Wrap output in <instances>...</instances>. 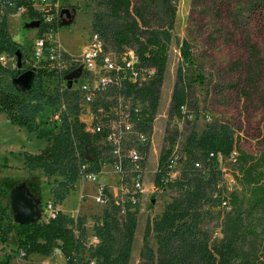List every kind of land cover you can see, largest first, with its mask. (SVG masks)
Listing matches in <instances>:
<instances>
[{
  "label": "trees",
  "instance_id": "1",
  "mask_svg": "<svg viewBox=\"0 0 264 264\" xmlns=\"http://www.w3.org/2000/svg\"><path fill=\"white\" fill-rule=\"evenodd\" d=\"M1 3L0 0V55L11 58L18 53L19 45L9 33L7 17L1 12ZM16 4L19 8L27 9L32 20L38 21L39 39H45L46 35L58 30L57 24L45 22V18L50 15L49 11H37L31 0H16ZM99 5L92 29L102 41L104 50L118 58L133 50L139 70L145 73L140 75L144 78L141 84L123 81L110 86V96L121 94L144 104L138 127L151 134L165 78L170 31L176 20L174 0H139L136 4L132 0H99ZM154 9H160L164 18L157 28H153L149 22ZM255 15L264 18V0H245L237 4L229 14L234 28L243 35L247 51V61L243 64L242 72L244 84L240 93L246 104L256 103L260 109H264V91L260 90L264 80V56L250 32V22ZM180 54L183 65L194 64L188 41L181 43ZM44 63L37 71L36 84L31 93L25 94L6 84V76L14 77L16 70L0 62V114H5L13 125L47 142L40 153L25 154L24 168L30 171L42 169L46 176L59 174L66 179V183L72 184L61 196L51 191L56 208L55 204H61L75 190L76 182L84 175L101 173L108 156L100 143L101 135L86 132L85 123L79 118L78 112L72 116L64 115L60 122L41 114L43 106L40 101L50 89L48 82L54 84L59 79V70L49 68ZM72 70L74 68L67 69L65 77ZM182 75L180 67L169 109L171 118H181L187 102L186 94L180 88ZM194 81H203L202 75L198 74ZM105 96L97 101L103 104ZM261 141L264 146V125ZM175 142V136L168 137L169 148L160 154L154 179L157 189L166 186L169 174L173 172L169 163ZM235 151L238 156L234 179L241 186V192L224 196L221 191L213 198L222 176L219 159L229 158ZM186 152L193 159L192 165L178 171L175 177L176 185L183 190L182 195L168 203L157 220L147 223L139 264H264V150L258 155L246 153L238 147L233 126L212 122L202 134L192 132ZM198 162L200 167H195ZM104 193L107 208L102 218V227L109 230L108 219L116 213L118 203L110 197L107 188ZM156 195L153 194L154 197ZM4 196L5 191L0 184V242L5 243L11 232L16 230L18 247L24 249L25 257L31 254L49 256L57 249L67 264H73L79 242L86 236L83 219L75 221L56 210L55 216L47 221L16 224L10 220L6 226H2L6 216V208L1 203ZM208 203L223 210L231 206L221 222L220 239H213L201 226V209ZM125 205L127 210L120 223L118 239L113 233L107 232L110 240L100 244V235H94L98 243L91 246L95 245L99 257L94 261L95 264H129L137 218L132 210L134 207L128 202ZM249 217L252 219L248 220ZM151 233L155 234L156 250L150 245Z\"/></svg>",
  "mask_w": 264,
  "mask_h": 264
},
{
  "label": "rangeland",
  "instance_id": "2",
  "mask_svg": "<svg viewBox=\"0 0 264 264\" xmlns=\"http://www.w3.org/2000/svg\"><path fill=\"white\" fill-rule=\"evenodd\" d=\"M132 1L134 4L139 2V0ZM243 1L245 0H174L177 10L176 20L170 31L171 41L165 78L161 87L159 106L152 124V143L144 156L145 192L132 209L136 213L137 226L129 264H139L141 261L140 253L147 223L157 220L166 205L182 195L183 190L176 185L175 177L177 175L173 176L171 172L163 189H157L154 185L160 154L169 148L168 137H176L173 147L176 165L173 170L177 172L192 165L193 159L186 152L187 141L192 132L202 134L206 126L212 122L228 123L233 126L236 131L238 147L246 153L258 155L264 150L261 141L264 109L263 107L260 109L256 103L246 104L240 93L244 84L242 72L243 64L247 61V51L243 44V35L234 28L229 16L235 6ZM1 2V12L7 17L9 33L19 45L18 53L10 58L8 65L11 69H15L16 73L14 77L6 76V84L11 89L25 94H30L31 89L35 86L37 71L42 64L44 62V64H51L50 56L52 52L54 53L55 48L73 56L83 54L93 38L94 15L100 8L99 0H47L50 14L49 23L57 24L58 30L46 35L48 47L44 50L43 58L38 60L35 53L36 42L39 39L38 21L29 17L27 9L19 8L16 0H1ZM163 21L160 9H154L149 17L150 25L157 28ZM250 32L253 40L262 49L264 56V18L262 16L252 17ZM184 40L191 45L194 57L193 65L182 64L180 45ZM54 63L56 65L55 61ZM180 67L183 73V82L180 83V88L186 94L187 102L183 107V116L171 118L169 109ZM65 71L66 69L58 71L59 79L54 84L52 81L48 82L50 89L40 101L43 106L41 114L60 122V118L64 115L72 116L74 112H78L81 120L89 121L91 110L85 105L83 95L78 90L84 80L80 77L74 79L72 87L69 88ZM23 73H28L30 76L28 85H20L17 82L18 77ZM198 74L203 77V81L199 83L194 81ZM260 90L264 91V80ZM112 98L113 96H110V100ZM113 104L117 105L115 102ZM5 120L9 121L7 117ZM4 122V119H0V133H4L6 130ZM10 124L13 125L11 122ZM36 142V146L44 145V141L41 139ZM25 145L29 147L28 150L31 153H35L39 149L35 145L29 146V143ZM23 155L25 156V153ZM237 156L238 152L235 151L231 157L219 161L222 176L216 186L213 198L221 191L224 196H230L233 192H241V186L234 179L237 174ZM103 172H110L113 178L110 184V197L118 203L117 210L108 219L109 230L102 227V218L107 205L96 202L94 198L97 193L95 182L87 183L84 180L76 182H79L80 187L82 184L86 187L90 186L88 190L92 197L87 191L84 192L78 218L83 219L86 236L83 241L79 242L73 264H89V260L96 261L99 258L95 245L91 246L94 235H100V244L104 240L107 242L110 240L107 232L113 233L117 239L120 236L119 227L127 210L125 203L128 197L112 169L106 167ZM26 173V169L22 166L9 171L8 161L0 162V184L5 191L1 203L2 207L6 208L2 226H6L10 220L14 222L11 193L19 187H23L26 195L28 196L29 193L34 196V199L40 197V194L45 198L46 194L53 190L57 196H61L72 187V184L66 183V179L59 174L46 176L42 169L32 170L29 175ZM61 182L64 183L61 185ZM43 185L44 187L41 189ZM126 187L130 189L131 182H128ZM49 188L50 191H48ZM72 191L69 195L72 194ZM155 193L157 195L154 197ZM77 195L78 192L72 196L68 205L72 204V207H76ZM53 202H55L54 197ZM46 203L47 201H42L41 209ZM228 210L213 206L211 203L201 209V226L208 231L213 239L221 238V222ZM78 218L73 219L76 221ZM46 219L47 216L40 215L36 222H43ZM251 219L248 218V220ZM13 233L8 236L5 243L0 242V264H67L57 249L49 256L38 254L35 257H25L24 249L18 247L16 231L14 230ZM150 245L154 250L157 249L154 233H151Z\"/></svg>",
  "mask_w": 264,
  "mask_h": 264
},
{
  "label": "built area",
  "instance_id": "3",
  "mask_svg": "<svg viewBox=\"0 0 264 264\" xmlns=\"http://www.w3.org/2000/svg\"><path fill=\"white\" fill-rule=\"evenodd\" d=\"M31 2L39 12L49 11L47 0H31ZM49 16L45 18V22H49ZM47 47V38L37 39L35 53L38 60L43 58L44 50ZM53 51L54 53L52 52L50 56L49 68L67 70L82 67L80 78L84 82L78 90L83 95L85 105L90 108L91 113L89 121H81L85 123L86 132L101 135L100 143L103 145L105 155L108 156L104 160L101 173L84 175L81 180L95 182L97 193L94 198L98 204H105L104 190L106 186L99 182V178L103 174V169L109 167L118 176V183L121 184L128 197L127 202L135 207L145 192L144 156L147 153L146 149L152 143V137L150 133L142 131L138 127L139 120L143 116L144 104L121 94L113 95L110 100V86L118 85L123 81L141 84L144 80L140 75L145 73L139 70L134 51L129 50L125 56L118 58L112 55L110 51L104 50L103 43L96 34H93L91 42L80 56H73L56 48ZM0 62L8 66L10 58L2 54L0 55ZM104 95H106L103 99L104 103L101 104L97 100H102ZM113 102L117 105H114ZM219 161H222V157ZM175 165L176 159L174 152H172L169 168L173 171V176L177 174V171L173 170ZM87 167H83V170ZM195 167H200V163H196ZM128 182L132 184L130 189L126 187ZM46 209L49 212L47 221L55 216L57 208L53 204H48ZM96 243H98V238L93 236L91 244ZM89 264H95V262L90 261Z\"/></svg>",
  "mask_w": 264,
  "mask_h": 264
},
{
  "label": "crops",
  "instance_id": "4",
  "mask_svg": "<svg viewBox=\"0 0 264 264\" xmlns=\"http://www.w3.org/2000/svg\"><path fill=\"white\" fill-rule=\"evenodd\" d=\"M0 119H4V125L6 126V130L4 131V133H0V162H3L5 160L8 161V165H9V171L15 169V167H19L22 166L24 168V162H25V156L22 154H38L40 153L47 145V142L45 140H41L44 141V145H40L38 144V146H36V141L39 140L37 139L33 134L28 133L25 129L23 128H19L15 125H11L9 121L5 120L6 117L4 114H0ZM37 139V140H36ZM29 146H36L38 147V151L35 153H31L29 152V147L25 144H28ZM14 162H16V164H14ZM109 168V167H108ZM110 169V168H109ZM27 171V175H29V172H32L28 169H26ZM11 173V172H10ZM114 174V172H113ZM117 176V175H114ZM111 179V181H110ZM112 176L110 174V172H103V174L100 176L99 178V182L103 183L108 192L110 193V184L112 183ZM90 183V182H87ZM44 185L41 186V189H43ZM96 187V186H95ZM90 188V186H87L82 184L80 187L79 182L75 184V190L72 192L71 195H68L61 204H55L57 210L61 211L62 213L68 215L71 218H78L80 216V206L82 203V198L84 195V192L87 191L89 193V196L92 197V195L90 194V191L88 190ZM25 190V189H24ZM50 191V188L49 190ZM77 195V205L76 207H72V204L68 205V202L70 200H72V196ZM28 193V191H27ZM28 197L31 198L35 203L39 204L40 208H41V203L42 201H47L46 205L44 206V208L42 209L41 215L44 216H48L49 212L46 209V206L48 204H54L53 202V196L52 194L49 192L46 194L45 198L42 196V194H40V197H38L37 199H34V196H31L28 193ZM14 231V230H13ZM13 231L11 232L10 236L13 233ZM16 231V230H15ZM17 236V233H16ZM18 240V237H17ZM60 253V252H59ZM61 254V253H60ZM30 257H35L38 256V254H31L29 255ZM63 259V257H62Z\"/></svg>",
  "mask_w": 264,
  "mask_h": 264
},
{
  "label": "water",
  "instance_id": "5",
  "mask_svg": "<svg viewBox=\"0 0 264 264\" xmlns=\"http://www.w3.org/2000/svg\"><path fill=\"white\" fill-rule=\"evenodd\" d=\"M82 74V67L72 70L65 78L69 88L72 87L73 80L77 79ZM30 76L28 73L21 74L17 82L20 85H28ZM11 206L14 214V223L27 224L36 222V219L41 215L42 209L39 204L35 203L26 195L23 187H19L11 193Z\"/></svg>",
  "mask_w": 264,
  "mask_h": 264
}]
</instances>
